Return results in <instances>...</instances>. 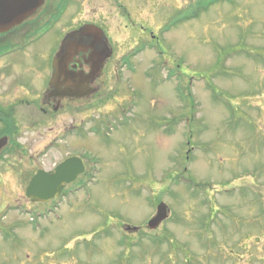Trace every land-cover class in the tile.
Listing matches in <instances>:
<instances>
[{"label":"rangeland","instance_id":"1","mask_svg":"<svg viewBox=\"0 0 264 264\" xmlns=\"http://www.w3.org/2000/svg\"><path fill=\"white\" fill-rule=\"evenodd\" d=\"M165 1L154 20L163 37L141 24L156 62L139 61L129 80L132 116H85L59 147L48 128L69 116L13 139L0 125V264H264V0H200L185 22L182 0ZM39 47L18 60L24 81L49 64ZM67 152L95 159L99 184L86 201L81 190L32 203L31 179ZM162 201L171 216L148 231Z\"/></svg>","mask_w":264,"mask_h":264},{"label":"flooded vegetation","instance_id":"2","mask_svg":"<svg viewBox=\"0 0 264 264\" xmlns=\"http://www.w3.org/2000/svg\"><path fill=\"white\" fill-rule=\"evenodd\" d=\"M142 1L101 0L100 10H97L93 7L97 0H45L44 6L24 23L0 31V107L4 112L0 113V125L3 135H19L34 128L37 131L45 122L55 123L60 121V116H69L67 123L59 122L57 128H48L59 147L58 137L63 141L62 136L77 130L78 123L89 121L85 116H101L99 111L105 113L102 116H109L110 109L113 110L110 117L130 116L127 110L131 105L135 108L133 101L136 96L129 88L132 81L126 79L121 85L120 69L130 77L132 66L139 70L140 53L156 47L155 42L143 41L144 35L139 33L141 26L140 29L136 27L143 20L151 27L154 19L155 0ZM83 4L88 10L81 9ZM74 6L77 10L62 33L46 37L43 32L45 26L40 28L38 25L60 16L57 15L59 10ZM119 12L125 17L119 16ZM123 19L129 22V26L124 27H131L127 32ZM149 34L153 40L156 39L154 32ZM28 41L34 42L31 46L35 49L40 46L44 55L49 57L46 61L49 60V64L42 68V73L38 72L39 76L32 75L34 77L29 81H24L28 71L25 61L21 63L18 60L29 56L25 51L29 47L7 54L9 49L21 47ZM131 51L137 53L132 56ZM40 59L45 62V57ZM103 88L106 89L103 97H98L102 95ZM22 106L27 107L23 109ZM74 155L81 157L88 169L86 158L67 152L68 158Z\"/></svg>","mask_w":264,"mask_h":264},{"label":"water","instance_id":"3","mask_svg":"<svg viewBox=\"0 0 264 264\" xmlns=\"http://www.w3.org/2000/svg\"><path fill=\"white\" fill-rule=\"evenodd\" d=\"M42 5V0H0V30L8 25L21 23L34 9ZM7 139L0 141V151L7 145ZM83 172L82 165L76 159H70L57 168L56 173L39 172L31 182L27 196L33 202H48L60 195L66 184L72 183ZM168 218L167 207L161 204L157 215L149 223V229H157Z\"/></svg>","mask_w":264,"mask_h":264}]
</instances>
